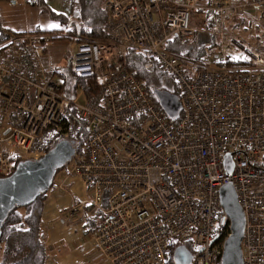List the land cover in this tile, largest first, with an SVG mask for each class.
Listing matches in <instances>:
<instances>
[{
  "label": "built area",
  "instance_id": "2783aa9c",
  "mask_svg": "<svg viewBox=\"0 0 264 264\" xmlns=\"http://www.w3.org/2000/svg\"><path fill=\"white\" fill-rule=\"evenodd\" d=\"M203 0H104L105 43L78 44L63 60L76 79H94L101 96L71 97L47 58L50 37H15L0 49V179L20 159L38 160L75 134L69 113L85 122L84 154L68 174L82 180L99 221L90 238L107 264H169L190 245L191 264H220L231 235L219 189L232 184L244 216L243 264H264V57L227 38L226 15L261 7ZM212 14L214 29L207 28ZM216 38L206 61L167 51L197 34ZM154 62L179 90L182 111L171 121L129 71L123 51ZM236 52L238 54H236ZM241 55H244L241 57ZM246 62L247 67L219 66ZM8 133L4 135V132ZM231 154L232 172L223 169ZM105 205V206H104ZM71 208L70 215L81 208ZM222 219V220H221ZM221 220V221H220ZM174 247V248H173Z\"/></svg>",
  "mask_w": 264,
  "mask_h": 264
},
{
  "label": "trees",
  "instance_id": "16d2710c",
  "mask_svg": "<svg viewBox=\"0 0 264 264\" xmlns=\"http://www.w3.org/2000/svg\"><path fill=\"white\" fill-rule=\"evenodd\" d=\"M9 1L11 0H0V2ZM257 1L261 2V9L264 13V0ZM25 2L31 7H37L41 9V11L47 14L50 19L57 21L61 26H63L64 30L52 32H41L35 30L32 33L28 34L12 33L3 29L0 23V49L15 37H24L31 35L49 36L51 43L63 42L72 39H74L77 44L107 42V37L103 33V25L106 16V11L103 5L104 0H71L69 18L65 17L64 15H59L51 12L46 5L47 0H25ZM232 3H236V1H233ZM206 18L208 30L214 29L213 15L207 14ZM69 19L76 20L78 22L77 27L72 23H69ZM199 40L200 41L196 46H192L189 43H179L174 41L167 46V51L174 55L182 56L190 61L200 63L204 61L209 53L216 49L217 43L216 38L213 36H209L208 39L199 38ZM123 61L127 69L135 73L136 76L143 82V85L147 90L150 98L155 103H157L152 93V90L154 88H151L149 84V78L150 76H152L153 71L155 73H158L159 75L163 74L160 72V70H158V67L155 65V63L145 56L141 54H135L129 50L123 51ZM245 63L246 62H228L225 65L219 66H249ZM148 65L149 68L147 69L146 67ZM53 74L57 75L62 80L63 91L71 97L74 96V93L77 89L82 90L85 98H89L91 96L100 98L101 96V89L94 79H76L69 65L62 69H54ZM171 94L177 96L178 99L180 98L179 90L175 86V84L173 85V91L171 92ZM69 116L75 128L74 136L72 138H60L53 145L60 141H67L71 145H73V148L75 150L74 156L80 157L84 154V147L88 138L86 123L76 119L75 111H71L69 113ZM177 123L178 121L171 122L172 126H175ZM53 145L51 147H53ZM25 160L27 159H20L16 161L14 168L20 161ZM64 168L67 169V165ZM61 170L62 169L56 172L54 180ZM53 184L51 188L53 187ZM50 190L38 196L30 205L22 208L18 207L8 215L1 230L0 264L47 263L48 255L41 233V219L44 203L49 195ZM226 224L230 226V222L228 220H226ZM186 248L192 250L190 245H186ZM222 253L223 248L219 249L218 256L220 258V261Z\"/></svg>",
  "mask_w": 264,
  "mask_h": 264
},
{
  "label": "crops",
  "instance_id": "0c3cea01",
  "mask_svg": "<svg viewBox=\"0 0 264 264\" xmlns=\"http://www.w3.org/2000/svg\"><path fill=\"white\" fill-rule=\"evenodd\" d=\"M46 5L51 12L69 18L71 0H47ZM0 23L3 29L12 33L64 30L57 21L50 19L41 9L27 5L25 0L0 2ZM69 23L76 27L78 25L74 19H69ZM64 42L67 41L53 43L48 57L58 56L59 53L53 50L64 49ZM59 62L61 65L64 64L62 59ZM90 194L80 178L67 173L63 181L48 195L41 219V233L48 255L46 264H107L100 253L99 258L93 259L94 255H92L95 246L90 234L98 222L96 224L92 220H86L88 210L93 208L83 207L84 203L91 200ZM75 206L83 208L71 216V208ZM80 216L83 222L75 226L72 221ZM94 217H99L97 212Z\"/></svg>",
  "mask_w": 264,
  "mask_h": 264
},
{
  "label": "water",
  "instance_id": "95a60500",
  "mask_svg": "<svg viewBox=\"0 0 264 264\" xmlns=\"http://www.w3.org/2000/svg\"><path fill=\"white\" fill-rule=\"evenodd\" d=\"M146 68L148 69L149 65ZM152 93L167 119L171 122L177 121L182 111L178 97L157 88H154ZM7 133L8 130L4 135ZM74 155L73 145L60 141L38 160L20 161L11 175L0 179V238L8 215L18 207L30 205L38 196L48 192L56 172L66 167ZM232 168L231 154H226L223 157L224 172L230 175ZM218 194L231 231L224 243L220 264H243L240 243L244 231V216L238 206L232 184L222 186ZM191 261L192 255L185 246H178L173 250V264H191Z\"/></svg>",
  "mask_w": 264,
  "mask_h": 264
},
{
  "label": "rangeland",
  "instance_id": "374dc122",
  "mask_svg": "<svg viewBox=\"0 0 264 264\" xmlns=\"http://www.w3.org/2000/svg\"><path fill=\"white\" fill-rule=\"evenodd\" d=\"M217 1H219L223 5L231 3V0H203V2L206 4H210V3L212 4V3L217 2ZM224 32H225V35L227 38H233V39L238 40L239 42L242 43V45H244V47L246 49H253V47L258 46V49L261 51V54L264 57V13H263L261 7L254 8V9L247 11V12H239V13L238 12H232V13L226 15L225 22H224ZM208 37H209V34H206V33L197 34L193 38V40L188 42V43L192 46H196V45H198V43L200 41L199 38L200 39H208ZM189 44H187V45H189ZM52 45H53V43L51 44V46ZM64 46H65L64 47L65 54L62 55V57H63V60L65 59L68 61L70 58H72L75 55L78 44L75 42L74 39H72V40H67V42H64ZM55 47H58V46H55ZM53 51H56L57 54L62 52L61 48H59L57 50H53ZM214 51L215 50H213L211 53H213ZM238 53L236 52V54H238ZM243 56L244 55H241V57H243ZM62 57L56 56V57H53V58L51 57V58H47V59H48L50 65L56 70V69H60V68H58L57 63L60 61V59H62ZM207 58H208V56L204 59V61H206ZM158 70H160V69L158 68ZM160 72L162 73V71H160ZM149 79H150L149 84H150L151 88L162 89L168 93H171L173 91L174 83L166 75H164V74L159 75L158 73H155L153 71V74H152V76H150ZM78 94H79V90L77 89V95ZM77 101L82 102V97H80L78 95ZM1 133H3V132H0V136H1ZM67 173H68V171L66 168H63L59 172V174L57 175V177L54 180V184H53V187L51 188L50 192L63 181L64 176H66ZM50 192H49V194H50ZM89 194H90V191H89ZM91 197H92V195L90 194L89 198H91ZM94 214H95V209H93V210L89 209L87 214H86L87 215L86 217H88V218H86V217L85 218H86V220L87 219L92 220V221H94V223L97 224V222L99 221V217L95 218ZM72 222L75 223V226L78 225L80 222H83L82 216L73 220ZM93 250H94V251H92L93 252L92 255H94L93 259L101 257L99 254L100 252H98L96 250V247L93 248Z\"/></svg>",
  "mask_w": 264,
  "mask_h": 264
}]
</instances>
